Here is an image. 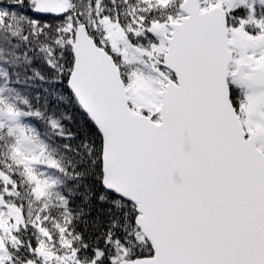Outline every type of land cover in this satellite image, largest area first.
<instances>
[{
    "label": "snow or ice",
    "instance_id": "obj_1",
    "mask_svg": "<svg viewBox=\"0 0 264 264\" xmlns=\"http://www.w3.org/2000/svg\"><path fill=\"white\" fill-rule=\"evenodd\" d=\"M0 264H264V0H0Z\"/></svg>",
    "mask_w": 264,
    "mask_h": 264
}]
</instances>
